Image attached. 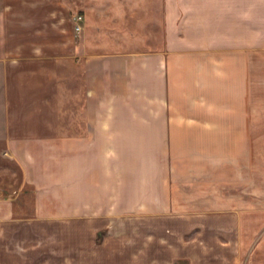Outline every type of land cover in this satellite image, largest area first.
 I'll list each match as a JSON object with an SVG mask.
<instances>
[{
    "label": "crops",
    "instance_id": "0c3cea01",
    "mask_svg": "<svg viewBox=\"0 0 264 264\" xmlns=\"http://www.w3.org/2000/svg\"><path fill=\"white\" fill-rule=\"evenodd\" d=\"M254 141L264 0H0V264H264L235 212L171 227L175 158Z\"/></svg>",
    "mask_w": 264,
    "mask_h": 264
},
{
    "label": "rangeland",
    "instance_id": "374dc122",
    "mask_svg": "<svg viewBox=\"0 0 264 264\" xmlns=\"http://www.w3.org/2000/svg\"><path fill=\"white\" fill-rule=\"evenodd\" d=\"M61 98L64 109L67 110L70 100L67 93L62 94ZM224 153L222 150V154ZM187 159L189 158H175L179 162L176 164L178 170L186 169L181 164L184 161L190 162V166L196 165L192 169H198L196 172L174 173L171 196L175 217L171 227L174 230L198 229L202 223L192 218L196 214H212L220 210L223 213L235 212L240 215V220H210V227L222 229L235 223L242 233L240 239L245 245H261V254L257 255L256 260L264 263V142L254 141L252 155L247 157L222 155L219 158L206 156L192 158L190 161ZM19 178L17 168L0 157V181H15ZM204 224L207 225L208 221ZM192 235L194 231L186 238L190 239ZM100 239L101 237L98 241ZM221 239L224 241L227 237ZM250 261L252 257L247 258V262Z\"/></svg>",
    "mask_w": 264,
    "mask_h": 264
},
{
    "label": "built area",
    "instance_id": "2783aa9c",
    "mask_svg": "<svg viewBox=\"0 0 264 264\" xmlns=\"http://www.w3.org/2000/svg\"><path fill=\"white\" fill-rule=\"evenodd\" d=\"M74 20H75V23H76L75 30H76V32H80L81 31V25L80 24H81V22L83 20L82 17L78 15V16L75 17Z\"/></svg>",
    "mask_w": 264,
    "mask_h": 264
}]
</instances>
